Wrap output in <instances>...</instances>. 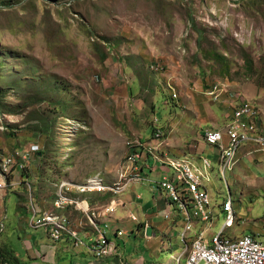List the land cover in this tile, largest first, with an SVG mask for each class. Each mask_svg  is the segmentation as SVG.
I'll return each instance as SVG.
<instances>
[{
  "label": "rangeland",
  "instance_id": "obj_1",
  "mask_svg": "<svg viewBox=\"0 0 264 264\" xmlns=\"http://www.w3.org/2000/svg\"><path fill=\"white\" fill-rule=\"evenodd\" d=\"M216 83L229 86L225 98L239 94L264 115V0H0V112L7 111L9 126L0 140L41 145L31 175L20 179L32 185L42 209L60 179L96 173L116 179L128 140L151 137L156 126L173 157L200 146L203 130L233 109L206 94ZM74 121L83 128L71 134ZM207 188L220 215L216 233L230 192L236 222L227 235L258 232L263 240L264 183L246 184L236 171L224 178L216 167ZM27 195L25 184L7 192L0 243L11 224H26L30 212L20 206ZM183 229L180 219L173 244H158L157 251L133 239L128 254L144 255L145 264H178Z\"/></svg>",
  "mask_w": 264,
  "mask_h": 264
},
{
  "label": "built area",
  "instance_id": "obj_2",
  "mask_svg": "<svg viewBox=\"0 0 264 264\" xmlns=\"http://www.w3.org/2000/svg\"><path fill=\"white\" fill-rule=\"evenodd\" d=\"M151 67L156 71L162 70L157 64H152ZM228 87L216 83L206 93L217 103L227 100L233 108L231 120L224 127L209 128L202 135L207 145L217 149L218 162L204 156L201 161H195L191 156L173 157L168 151L165 152L164 129L156 126L151 139L128 140V151L120 164L116 179L107 181L103 173L90 175L83 181L60 179L53 182L54 191L49 195L52 202L42 209L34 202L32 185L21 180L22 177L28 178L31 175V162L35 160L36 153L42 155L41 145L32 143L28 148L13 147L0 140V207L10 189H17L25 184L28 191L27 209L30 212L27 217L28 225L44 229L53 242H59L64 235H69L82 243L78 238V228L65 210L71 207L89 219L93 218L95 226L108 222V216L122 205L120 195L131 184L143 181L144 165L153 158L155 162L169 166L173 172L172 177L156 182V187L165 193L167 206L176 213L175 220H184V229L179 238L186 246L176 260L178 264L182 263L183 258L184 264H264V240L252 234L234 237L227 235L228 229L236 222L230 192L221 207V212L226 214L225 222L218 233L214 230L215 218L220 219V215L214 212L207 184L212 179L215 165L226 178L227 173L235 169L239 161L238 155L244 146L254 144L258 151H264L263 113L257 105L239 94L231 93L230 99H225L230 93ZM173 98H179L177 92L173 94ZM5 117L6 114L0 112V139L9 128L4 121ZM80 128L83 125L74 121L71 134ZM93 193H109L111 199L95 209L89 202V196ZM172 217L171 213L166 215L169 220ZM131 218L137 221V216L132 214ZM97 230L98 235L93 239L91 247L95 256L100 259L118 256L117 246L108 237L106 230ZM117 233L122 235L123 231Z\"/></svg>",
  "mask_w": 264,
  "mask_h": 264
},
{
  "label": "crops",
  "instance_id": "obj_3",
  "mask_svg": "<svg viewBox=\"0 0 264 264\" xmlns=\"http://www.w3.org/2000/svg\"><path fill=\"white\" fill-rule=\"evenodd\" d=\"M226 102L227 100L221 104L228 107ZM225 111L227 113L225 121H216L213 128H222L231 120V112L228 113L227 108ZM207 129L209 128L205 130ZM205 130L198 138V142L200 141L202 144L196 145L195 149L190 148L191 150L183 156H191L195 161H201L208 148L214 153V162L216 163L219 160V155L215 147L204 142L202 135ZM152 137L153 135L146 139ZM173 153L176 155V151ZM238 158L239 161L233 171L239 172L246 184L260 185L264 183V151H258L257 146L248 144L242 148ZM172 173L169 166L157 163L153 158H150L144 165L143 181L131 184L120 195L122 205H119L108 216V222H103L97 226L93 223V218L89 219L71 207L66 209V213L78 228V238L82 243L69 235H64L59 242H53L46 231L40 230L43 232H39V228L30 227L26 218V224L23 226L17 223L11 224L4 236L5 243L0 244L4 248L5 254L14 255L25 264H121L122 262L124 264H145L144 255L140 258L136 254H128L130 249L128 246L135 243L133 239H140L139 244H146V248H153L157 251L158 244H173V238L176 237L178 225L174 216L176 213L173 208L167 206L165 193L156 187V182L163 178L172 177ZM110 199V194L93 193L89 196L90 205L95 209H99ZM3 211H5L4 207L0 209V215ZM168 213H171L175 222L171 220L167 222L169 220L166 218ZM132 214L137 216V221L131 218ZM97 228L106 230L108 237L117 246L118 256L100 259L91 251L93 239L98 235ZM2 231L1 228L0 232ZM118 231H123V234L119 235ZM130 233L133 235H129ZM257 233L254 232L252 235ZM125 236H129V238H123ZM163 236L167 237L168 243L162 240ZM13 239L23 242L13 243Z\"/></svg>",
  "mask_w": 264,
  "mask_h": 264
},
{
  "label": "trees",
  "instance_id": "obj_4",
  "mask_svg": "<svg viewBox=\"0 0 264 264\" xmlns=\"http://www.w3.org/2000/svg\"><path fill=\"white\" fill-rule=\"evenodd\" d=\"M8 110V109H7ZM10 112H12L11 110H8V113H10ZM2 113H5V114H7V111H2ZM12 114H14V113H12ZM9 131V130H8ZM7 132V131H6ZM5 132V133H6ZM12 132H10V134H11ZM23 197V199H25V197L24 196H22ZM21 197V198H22ZM27 203H28V195H27V202H26V204L24 205V206H20V207H26L27 208ZM4 252H3V250H1V248H0V255H1V257H2V264H25V263H22V262H20V260L18 259V258H16L14 255H12V254H9L8 256H7V258H5L4 257Z\"/></svg>",
  "mask_w": 264,
  "mask_h": 264
}]
</instances>
